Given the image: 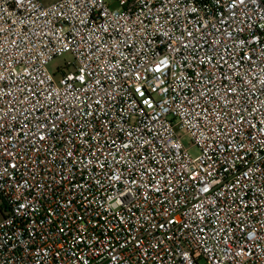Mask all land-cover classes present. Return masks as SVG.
<instances>
[{
	"label": "built area",
	"instance_id": "1",
	"mask_svg": "<svg viewBox=\"0 0 264 264\" xmlns=\"http://www.w3.org/2000/svg\"><path fill=\"white\" fill-rule=\"evenodd\" d=\"M0 264H264V0H0Z\"/></svg>",
	"mask_w": 264,
	"mask_h": 264
},
{
	"label": "rangeland",
	"instance_id": "2",
	"mask_svg": "<svg viewBox=\"0 0 264 264\" xmlns=\"http://www.w3.org/2000/svg\"><path fill=\"white\" fill-rule=\"evenodd\" d=\"M52 0H45V4H49ZM72 60L70 55H65L62 56L60 58L55 59L50 65L49 68L51 70L52 73L57 74L58 70L60 69V67H64L67 61ZM182 138H183V142L185 144V146L189 149L190 153L192 155H197L198 154V149L196 146H194L189 137L187 136V134L185 133V131H181L180 132Z\"/></svg>",
	"mask_w": 264,
	"mask_h": 264
}]
</instances>
